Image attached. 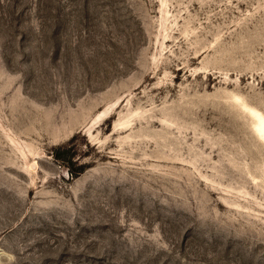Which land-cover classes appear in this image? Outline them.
Returning <instances> with one entry per match:
<instances>
[{"label": "rangeland", "instance_id": "374dc122", "mask_svg": "<svg viewBox=\"0 0 264 264\" xmlns=\"http://www.w3.org/2000/svg\"><path fill=\"white\" fill-rule=\"evenodd\" d=\"M260 120L264 0H0V264H264Z\"/></svg>", "mask_w": 264, "mask_h": 264}, {"label": "trees", "instance_id": "16d2710c", "mask_svg": "<svg viewBox=\"0 0 264 264\" xmlns=\"http://www.w3.org/2000/svg\"><path fill=\"white\" fill-rule=\"evenodd\" d=\"M68 153V151L66 150H64V151H62V152H58L57 153V155H56V158L58 159V160H60V161H66V154Z\"/></svg>", "mask_w": 264, "mask_h": 264}, {"label": "bare ground", "instance_id": "6f19581e", "mask_svg": "<svg viewBox=\"0 0 264 264\" xmlns=\"http://www.w3.org/2000/svg\"><path fill=\"white\" fill-rule=\"evenodd\" d=\"M259 124H260V126H262V124H264V120H260Z\"/></svg>", "mask_w": 264, "mask_h": 264}]
</instances>
